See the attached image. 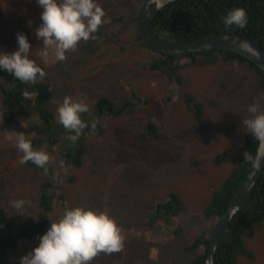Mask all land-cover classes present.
<instances>
[{
    "label": "rangeland",
    "instance_id": "374dc122",
    "mask_svg": "<svg viewBox=\"0 0 264 264\" xmlns=\"http://www.w3.org/2000/svg\"><path fill=\"white\" fill-rule=\"evenodd\" d=\"M144 1L97 0L105 12L97 35L81 40L59 61L52 53L40 56L43 44L35 31L42 23V9L36 0H0V51H15L17 33L27 35L30 58L44 65L51 86L47 109L53 124L59 125L57 108L65 96L86 99L89 110L84 118L90 124L77 142L85 148L79 167L64 163L59 144L40 143L35 150L50 156L40 173L20 162L23 154L10 134L23 132L26 139H34L40 123L32 114L19 117L20 112L13 124L6 123L8 109L0 90V206L7 214L27 216L36 209L40 184L51 181L47 194L55 198L50 223L72 207L106 212L121 229L123 246L119 251L99 252L91 264L191 261L194 254L185 247L198 236L211 235L216 220L211 223L204 210L234 168L233 158L243 154L249 133L242 120L252 115L248 106L261 97L258 76L243 63L191 64L182 57L170 76L151 70L157 55L146 48L128 47L136 37V19ZM183 95L200 103L199 120ZM100 98L116 105L129 101L134 107L117 117L98 118L94 109ZM259 103L263 111L262 99ZM149 123L157 126L158 137L139 143L138 132ZM16 190L30 202L25 210L10 199ZM172 193L180 198L184 211L171 217L152 215L153 208ZM60 195L63 202L56 201ZM152 217L163 219L150 228ZM175 231L177 237H173ZM242 241L252 258L240 255L237 264H264V220L260 226H251ZM34 247L35 239L18 241L21 254L9 263L20 264V258Z\"/></svg>",
    "mask_w": 264,
    "mask_h": 264
},
{
    "label": "trees",
    "instance_id": "16d2710c",
    "mask_svg": "<svg viewBox=\"0 0 264 264\" xmlns=\"http://www.w3.org/2000/svg\"><path fill=\"white\" fill-rule=\"evenodd\" d=\"M233 8H244L246 10L248 23L245 28L240 29L234 25L227 27L223 23V17ZM31 31L34 32L35 29ZM153 31L163 38L177 41H195L215 33H230L251 39L264 49V0H176L163 7L155 15L153 19ZM94 35L96 36L97 33ZM135 46L148 49L137 31L136 37L128 47ZM155 54L158 58L150 64L149 68L151 70H158L170 76L175 71V68H178V65L175 66V64L180 59L179 57ZM184 58L189 59L191 64H213L220 60L246 64L258 76L260 94L261 97L264 96L262 72L251 61L234 52L222 50L208 51ZM35 62L45 72L44 65L40 62ZM45 76L38 78L34 84H28L22 83L6 71H0V90L3 94V104L8 109V112L4 114L6 116V123L13 124L19 117L25 118L29 114H32L40 123V126L36 127L38 136L30 140L33 149L35 150L36 146L40 143L49 144L50 147L53 144H59L57 148H62V153H65L64 163L73 167H79L82 156L85 153V148L77 144L81 135L76 142H72L68 137L74 133H70L60 123L57 126L53 124V115L47 109V102L51 97L52 90ZM24 91L35 94L31 95L30 98H26L23 96ZM182 98L187 108L199 120L200 103L187 95H183ZM262 102L264 104V99H262ZM133 107V103L129 101L116 105L107 98H100L95 104L94 115L98 118L104 115L117 117L124 113H130ZM16 113L20 114L18 118H15ZM81 119L87 124L83 132L89 131L90 124L84 118V113H81ZM157 137V126L149 123L138 132L137 140L139 143H143L148 140L157 139ZM61 139H63L62 143ZM256 146L257 142L249 133L245 138L243 154L233 158L234 168L226 176L221 187L211 194L210 204L204 210V216L211 223L223 215L234 191L247 176L252 164L244 159V153L250 152L254 155ZM27 164L29 168L33 167L40 173L43 170V168L37 167L31 161H28ZM4 180L7 181L6 178ZM52 184L51 181H44L40 184V190L35 198L36 209L34 211L31 209V213L27 216H19L18 213L14 215L7 214L5 208L0 206V264H11L9 260H15L16 256L21 254V250L17 248L18 241L20 240L27 243L35 239L36 246H38L39 237L49 227V214L54 211L55 196L47 194ZM12 193L10 199L13 203L16 200H25L21 191L16 190ZM59 200L63 202L62 195L56 199V201ZM18 209L20 210L21 208ZM153 209L152 212L154 213L152 215L159 213V216L162 214L171 217L173 215L177 216L180 212L184 211V206L180 198L172 193L167 201L157 204ZM22 210H25V207ZM169 217L164 218L168 219ZM154 218L152 217L148 222L150 228H154L156 220L163 219L160 217L158 219ZM263 220L264 171L258 179L249 199L230 222L217 247L215 264H237L238 255L251 259L252 254L245 249L242 237L251 226H260ZM177 236L178 231H175L173 237ZM209 239L210 236L208 234H203L198 236L189 246L185 247L186 251L194 254L192 260L186 264H204Z\"/></svg>",
    "mask_w": 264,
    "mask_h": 264
},
{
    "label": "clouds",
    "instance_id": "9594fccd",
    "mask_svg": "<svg viewBox=\"0 0 264 264\" xmlns=\"http://www.w3.org/2000/svg\"><path fill=\"white\" fill-rule=\"evenodd\" d=\"M166 0H158L164 3ZM42 9V23L36 28L35 36L42 41L40 52L42 58L50 53L56 59L63 61L66 53L75 50L81 41L95 38L103 23L105 12L97 0H36ZM227 27L236 26L240 29L248 23L244 8H233L224 17ZM17 49L12 52L0 51V71L12 74L22 83L34 84L38 78L45 76L44 70L30 58L31 44L27 35L18 32L16 36ZM242 47H250L247 44ZM35 93L23 92L30 98ZM255 98L248 106L252 115L242 120L244 129L257 142L254 155L244 153V159L253 165L255 171H264V111L260 110L259 100ZM89 110L86 99H74L65 96L57 108V119L70 133L68 139L76 142L81 131L87 127L82 121L81 113ZM95 127V124L92 125ZM16 149L23 155L21 163L31 161L34 165L44 168L50 156L47 152L33 149L30 140L23 132L10 133ZM17 208H24L29 201L16 200ZM123 246L121 229L106 212L72 207L64 211L56 221L51 222L47 231L39 237L38 246L20 258V264H91L99 252L111 253L119 251Z\"/></svg>",
    "mask_w": 264,
    "mask_h": 264
},
{
    "label": "water",
    "instance_id": "95a60500",
    "mask_svg": "<svg viewBox=\"0 0 264 264\" xmlns=\"http://www.w3.org/2000/svg\"><path fill=\"white\" fill-rule=\"evenodd\" d=\"M176 0H145L138 14L137 32L146 47L160 55L188 57L208 51H231L251 61L263 74L264 49L251 39L230 33H215L195 41H177L163 38L153 31L155 15L166 5ZM247 44L250 47H242ZM263 171L257 172L251 165L244 180L234 191L223 215L218 218L212 229L204 264H215L217 247L220 244L230 222L245 205Z\"/></svg>",
    "mask_w": 264,
    "mask_h": 264
},
{
    "label": "flooded vegetation",
    "instance_id": "af4514ba",
    "mask_svg": "<svg viewBox=\"0 0 264 264\" xmlns=\"http://www.w3.org/2000/svg\"><path fill=\"white\" fill-rule=\"evenodd\" d=\"M238 256H240V255H238ZM238 256H237V257H238Z\"/></svg>",
    "mask_w": 264,
    "mask_h": 264
}]
</instances>
